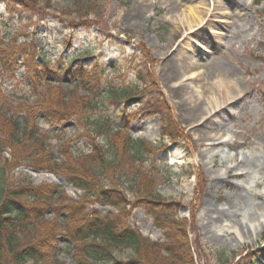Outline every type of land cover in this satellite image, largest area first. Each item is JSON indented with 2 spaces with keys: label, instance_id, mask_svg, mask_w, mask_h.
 I'll return each instance as SVG.
<instances>
[{
  "label": "rangeland",
  "instance_id": "1",
  "mask_svg": "<svg viewBox=\"0 0 264 264\" xmlns=\"http://www.w3.org/2000/svg\"><path fill=\"white\" fill-rule=\"evenodd\" d=\"M217 1L0 0V42L3 38L21 39L53 61L66 59L70 63L76 56H81L78 61L90 59L91 66L100 63L103 68H93L92 73L86 74L76 87L46 86L40 89V102L33 94L29 96L26 83L22 81L23 70L18 72L15 80L10 76L2 77L0 71L2 92L15 98L29 96L26 100L17 101L1 95L0 171L4 168L5 175L0 174V181L7 187L18 184L21 185L18 189L25 188L23 193L26 196L21 200L34 209L36 218L40 216V206L49 205L50 202L30 200L29 197L39 196L40 192L30 190L28 184L45 192L62 186L63 191L59 195L65 200L62 203L66 207L86 204L87 211L96 209L102 216L113 212L111 215L120 217L123 227L137 229L142 236L158 242L159 255L168 258L171 264H246L264 258V177L259 174L250 173V176L235 179L226 174V168H210V190L206 189L196 210L194 219L197 230L191 229V201L198 187V179L194 175L203 165L200 154L206 149L197 146L198 135L203 132H195L194 127L201 126L206 118L203 122L192 124L184 114L188 112L187 108L194 106L188 101V96L195 84L200 87L204 83L220 82L221 62L229 63L238 73L237 79L243 80L240 90L247 93L241 96L238 105L227 109L221 117L211 116L203 127L208 131L213 129L210 131L212 135H216V131L222 127L223 131L219 132L222 139H235L236 144L239 141L248 145L238 149L237 157L234 150L222 154L216 149L214 154H219L217 159L224 161L227 168H235L243 160L252 167L256 165V159H264V103L261 102L264 99L258 93V88L264 89V0H224L215 7L213 3ZM11 2L18 5L9 9ZM67 25L86 27L91 33L79 31L72 40L74 48L65 49L70 35ZM199 45L208 51H199ZM3 47L10 48L6 44ZM172 58V61L176 58L178 62L184 59L188 63L182 66L186 75L177 74V70L182 69L178 67L172 73L177 80L170 83L166 76L172 75ZM205 78L211 80L206 81ZM108 84L109 87H122L129 95L140 96L138 98L144 102L141 110L135 105L129 113L130 118L121 119L123 106L115 101L124 98L108 91ZM171 89L172 92L182 91L181 97L189 103L187 107L182 108L179 100L172 96ZM102 91L104 94L98 100L96 97ZM231 101L225 107L230 106ZM151 106L157 112L151 110ZM47 107L66 112L71 118L66 129L53 130L43 126V132H48L53 138L48 141L49 146L71 143L82 152L79 158L68 157L67 160L53 162L57 172L80 167L82 171L95 176L91 171L94 163L89 167L86 156L92 149L113 143L120 155L117 174H125L128 166L133 165L134 168L128 170L127 178L119 181L120 186L112 182V172L109 171L105 172L100 184L91 187L87 194L68 184L64 175L32 171L36 165L39 166L40 160L49 155L46 156V151L40 147L39 132L35 139L29 131L14 135L12 122L16 121L14 118L21 110L40 111ZM174 113L192 139V146L185 140L180 141L181 134L174 127ZM164 123L171 125L174 132H164ZM33 126L31 123L30 130ZM119 126H126L124 129H129V132H116L114 128ZM101 129L108 134L103 139L99 134ZM61 132L63 134L59 135ZM132 140H144L150 150L139 167L133 159L126 161L129 155L125 147ZM193 146L196 151H192ZM87 151V154L83 153ZM94 152L98 153L96 150ZM68 161L69 164H65ZM248 172L243 170V173ZM217 175L221 177L219 182L212 183ZM62 180L66 186L60 183ZM135 180L140 182L139 188L134 186ZM102 193L112 203H119V207L104 208L98 204L100 199L97 195ZM91 195L94 198H89ZM203 206L212 209L206 218L202 214ZM155 209L158 210L156 213ZM74 215H71V220ZM155 215L169 223L166 230L154 226ZM61 218L67 219L68 215L62 214L60 221ZM52 219L47 216L45 221ZM207 220L213 223L217 221V224L209 228ZM252 221L256 227L251 226ZM259 222L263 227L257 226ZM37 226L39 230L40 220H37ZM64 244L60 241V249L56 253L58 264H76L63 250ZM113 248L111 258L117 261L137 257L132 249L124 246ZM170 249L173 250L171 258L166 254ZM146 252L151 256L156 255L151 247L143 249L144 255ZM35 263L28 261L26 264Z\"/></svg>",
  "mask_w": 264,
  "mask_h": 264
},
{
  "label": "trees",
  "instance_id": "2",
  "mask_svg": "<svg viewBox=\"0 0 264 264\" xmlns=\"http://www.w3.org/2000/svg\"><path fill=\"white\" fill-rule=\"evenodd\" d=\"M3 61H5L4 57ZM110 91L117 94L120 98H124L118 100V102L133 99L135 96L129 95V92L122 89V87H114ZM64 115L70 114L66 113ZM12 124L14 125L12 134L16 135L17 132L29 131L31 137L34 138L33 131L29 129V126H21L17 121L12 122ZM96 127L97 125H95V130ZM174 127L175 131L178 132L177 127ZM100 131L99 134L102 139L108 135L106 132H102L104 131L103 129ZM164 132L173 133L174 130L170 125L164 128ZM126 145L125 149L128 150L129 155V158L126 157V161L133 159L137 166L142 161L144 162V155L150 152L147 144L143 141L132 140L131 142L128 141ZM103 146L98 149H92L90 154L86 156L89 167L94 163L91 171H93L95 176L82 171L80 167H74L73 169L67 168L64 171L57 172L58 169L53 166L52 161L54 158L52 154L51 156H47L48 153L45 152L46 150L41 141L40 147L44 149L47 157L43 161L40 160L39 166L36 165L34 169L38 171H52L53 173L64 175L70 184L89 194L91 187L99 185L100 180L104 179V176L109 171L112 172V182L118 184L123 178L128 177V170L134 169L132 167L133 165L130 164L131 166H128L125 174H117L120 155L113 143H105ZM95 150L98 152L97 154H94ZM59 152L64 156L65 160L68 157H73L72 153L67 149L59 150ZM65 164H69V161ZM138 167L137 169L140 173V168ZM0 174L1 176L5 175L4 168H1ZM135 181L133 182L134 186L139 188L140 182L138 180ZM20 186L18 184H9L7 187L0 181V264H26L27 261H36L35 264H39V262L40 264H58L56 253L58 250L57 238L59 236L66 237L74 245L73 257L77 264H96L97 262L105 264H171L168 258L159 255L160 250L158 249V244L150 243L148 239L142 238L136 232L123 227L120 217L112 215L103 217L97 213L90 214V212L86 211V204L78 206L69 205L66 207L62 203L65 200L59 195V187H54V189L50 188L49 192H45L44 189L32 188V185L28 184L30 190L40 192L39 196L29 197L30 200L40 203L50 202L49 205L43 204L40 206L39 211L37 210L40 212V216L36 218L34 209L22 202L21 199L26 194L23 193L25 188L21 190L17 188ZM103 194L97 195L101 204H114ZM89 198H94V196L91 195ZM52 201H55V203L53 204ZM49 214L52 215L53 219L47 222L45 219ZM62 214L68 215L67 221L65 219L59 220ZM72 214L75 215L71 220ZM37 220H40L39 230H37L39 228L37 226ZM168 224L165 223V219L162 222H158V226L163 229H167ZM187 242L188 240L186 239ZM120 246L132 249L137 256L136 259L119 263L114 258H111L112 252L114 251L113 247L120 248ZM146 247L155 249L156 255L151 256L148 252L144 255L143 249ZM167 255L171 258L173 256V250L170 249ZM184 260L186 261L187 259L185 258Z\"/></svg>",
  "mask_w": 264,
  "mask_h": 264
},
{
  "label": "bare ground",
  "instance_id": "3",
  "mask_svg": "<svg viewBox=\"0 0 264 264\" xmlns=\"http://www.w3.org/2000/svg\"><path fill=\"white\" fill-rule=\"evenodd\" d=\"M223 2H225V1L219 0L217 2H214L213 4L215 7H218ZM200 13H202V12H200ZM200 50L203 52L208 51V49H206V47H203L202 45H199V51ZM172 60H174V58H172L170 61H172ZM183 63H185V65H186L188 62L185 61L184 59L181 62H178V60L175 58V61L171 62V66H170L171 74L174 73V71L176 72V68L177 69H178V67L181 68L183 66ZM220 64H221V66L219 68L221 69L220 70L221 73L219 74V76L222 79H224V81L221 79L220 82H211V84L204 83L200 87H198V85L195 84L194 87H192L193 91L188 96V101H190L192 104H194V106H192L193 108H187L188 112H185V114H184V117H187V116L189 117L188 121L190 123L192 122V124H197L206 118V120L204 121V123H205L211 116L214 117L217 115V116L221 117V115L224 112H226L227 109L233 108V106H235L236 104L238 105L241 102V96L247 93L246 90H242V89L240 90V86H241V84H243V80L237 79L239 75L232 67H230L229 63H222L221 62ZM184 67H186V66H184ZM179 72H180V74L185 73L186 70L183 69V67H182V69L177 70L176 73L178 74ZM185 75H186V73H185ZM212 75H213V71L211 69L210 76H212ZM166 77H168V80L170 79L169 80L170 83L173 82V80H175L177 78L175 75L173 76V74L171 76L167 75ZM180 78H181V75H180ZM205 80L208 81L211 79L205 78ZM187 87H189V86H187ZM194 88H196V89H194ZM179 90H181V88ZM171 93L175 99L179 100L182 108L183 107L185 108L188 106L189 103L183 97H181L182 91L175 90V92H172V89H171ZM195 94H197V95H195ZM168 97H169V94H168ZM230 100H232L230 102L232 104H230V106L228 105L227 107H225ZM169 114L172 115L173 113L169 112ZM173 118L175 119V126L177 127L178 132L183 133L184 138L182 136H181V138L184 139L186 141V143L189 142L190 146H192V139L189 137L185 128H183V126L181 125L180 120L178 119L176 113H174ZM204 123L199 127H197V125L194 127L195 132H203V133H201V135H198V138L196 140L197 146L198 147H205L206 149L204 151H202L200 154V156L204 160L203 165L200 168L201 170L199 169L196 172V174L194 175L199 179V186L195 189V195L191 201L192 217H193L192 226H191L192 230H194V229L197 230V228L195 226L196 219H194L196 217V210H198V208H199V206L203 200V197L206 193V189H208V191L210 190V185H208V179L211 180V176L209 175L210 168L211 169H215V168H219V167L226 168V174L229 177H232L235 179H241L242 177H247L248 175L250 176V173H256V174H259L262 177H264V175H263L264 174V159L263 160L256 159V165H254L252 167L249 166L247 164V161H245V160L241 161L235 168H227L226 163L224 161L219 162V160L217 159V158H219V154H214L216 149L220 150L221 151L220 153H222V154L223 153L225 154L226 152L234 150L237 153L236 154V157H237L238 156V152H237L238 149L246 147L248 144H243V143H240L239 141L236 144L235 139H232V140H227V139L224 140V138L222 139L220 137V134H219V132L223 131L221 129L222 127H220L216 131L217 132L216 135H212L210 133V131H212L213 129H210L209 131L204 129V127H203ZM200 130H202V131H200ZM185 134H187V136ZM263 145H264V143H263ZM232 146H236V147H232ZM192 151H196L195 146L192 147ZM210 163H211V165H210ZM257 164H259V165H257ZM243 170H245V171L249 170V172L243 173ZM220 178L221 177L219 175L213 177L212 183L219 182ZM61 183L64 186H66L63 181H61ZM260 209L261 208H258V210H260ZM211 213H212V209L209 206H206V207L203 206L202 214H205L204 215L205 218L207 216H209ZM209 220H211V219H209ZM209 220H207V222ZM213 224H217V221L215 223L209 221V224H208L209 228ZM251 226L256 227V226H254L253 221L251 223ZM257 226L263 227V225L260 222ZM246 228H248V225L246 226Z\"/></svg>",
  "mask_w": 264,
  "mask_h": 264
}]
</instances>
